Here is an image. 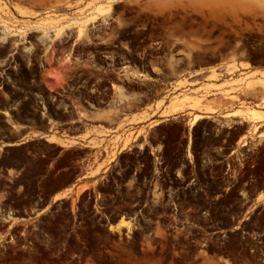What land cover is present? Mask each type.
<instances>
[{
  "label": "rangeland",
  "instance_id": "rangeland-1",
  "mask_svg": "<svg viewBox=\"0 0 264 264\" xmlns=\"http://www.w3.org/2000/svg\"><path fill=\"white\" fill-rule=\"evenodd\" d=\"M114 1L0 0V264H264V125L99 127L88 130L87 146L41 136L106 125V115L80 120L89 106L118 110L123 103L125 88L105 95L100 71L90 86L95 105L73 92L78 82L63 83L74 74L72 53H55L66 37L81 42L85 28L109 21ZM136 1L143 13L163 14L175 0ZM208 1L207 11L234 16L145 15L115 25L148 28L127 34L124 45L157 43L166 52L159 63L182 76L230 48L252 46L263 65L264 0ZM235 57L201 72L208 81L229 77L219 85L174 93L188 85L178 82L161 117L212 111L234 104L238 91H264V72L247 73L249 64L237 66ZM60 87L70 96L56 95ZM248 112L234 114L251 120ZM65 188L68 194L54 197Z\"/></svg>",
  "mask_w": 264,
  "mask_h": 264
},
{
  "label": "flooded vegetation",
  "instance_id": "flooded-vegetation-1",
  "mask_svg": "<svg viewBox=\"0 0 264 264\" xmlns=\"http://www.w3.org/2000/svg\"><path fill=\"white\" fill-rule=\"evenodd\" d=\"M140 3H144V0H141ZM213 6V2L208 0H175L171 5L172 10L170 13L146 14L142 12L140 4L137 3L136 0H115L112 9L109 11V21H105L104 25L85 28L88 35L81 42L75 41L76 37L74 36H68L59 42L60 47L55 51V53H57L56 59L60 58L58 54H66V50H70L73 56L69 64H71L70 69L74 71V74L65 75L63 83L72 80L78 82L76 85L77 90H73V92H80L82 95L91 97L92 103L97 96L95 90L93 91V89L90 88V86L94 85L93 82L96 79L95 71H100L101 74H103L101 78L97 79L107 82L104 86V94L108 96L114 94L113 86H122L125 88L126 92L128 90V85L135 87H137V84L143 85L138 79L133 81L135 83V85H133L130 79L131 75H141L140 70H143L145 67L160 64L159 62L166 52L160 45H156L157 43H153L146 47L137 44L132 47H127L124 44L132 40V38L126 36L127 34L142 33L148 28L137 25L117 26L115 25L117 22L116 19L145 15L187 18L234 16L233 13H229L228 11L215 12L209 11V9L207 11V8H212ZM180 8H185L186 11L176 12V10ZM195 29L196 28H192L190 31H194ZM74 32L76 33V31ZM139 42H141V40H139ZM232 46H234L233 42ZM232 55L236 56L235 61L237 66H239L240 63L249 64L247 73H254L258 66L261 67L260 69L264 70V64H256L258 60L253 58L252 46H248V48L244 49H236L234 51L232 48L221 50L216 53L215 57H210L212 60L199 64L198 66L207 65L210 67H218L225 65L230 62L229 59ZM244 56H248V59L242 60L241 58ZM153 74L155 75L153 77V89L157 91L161 79L157 72H153ZM227 77L228 76L220 78L218 80L219 83H222ZM237 78L238 76L235 75L233 79ZM88 82L92 83L85 85V83ZM135 87H132V89H137ZM60 88L61 91H57L56 95L62 97L70 96L63 87ZM262 97H264V91L259 89L238 91L235 93V103L231 106L211 107L212 111H203L199 109L191 111L190 109H186L168 114L166 118H162L160 114H157L156 117L160 119H158L157 123L154 125H264V119L251 121L240 115L234 114L236 111L247 113L250 110L259 111L264 114V105L259 106L263 101ZM209 98L211 99L212 97ZM218 98L219 97H214L213 99L218 100ZM242 102L246 104L241 105L240 103ZM219 111H221V113H219ZM194 115H198L199 118L196 122L190 124ZM250 167L252 168L253 165H250Z\"/></svg>",
  "mask_w": 264,
  "mask_h": 264
},
{
  "label": "crops",
  "instance_id": "crops-1",
  "mask_svg": "<svg viewBox=\"0 0 264 264\" xmlns=\"http://www.w3.org/2000/svg\"><path fill=\"white\" fill-rule=\"evenodd\" d=\"M174 66V65H173ZM170 65L167 63L157 64L156 66L150 65V67H145L143 70H140L141 75H138V80L140 83L145 84L149 89L138 90V89H128L124 93L123 103L120 104L119 109L116 110L114 106L110 108L103 109H89L88 107L86 117L78 118L77 120H97L99 117L106 115L108 120H106V125L100 124H88L83 130L76 131L72 134L65 135L61 131H52L50 133H43L41 136H54L55 138L62 141H73V143L79 146H87L88 141L91 139V135L88 130L92 128L103 127L110 129L111 131H122L127 128V125H154L151 124L153 121H158V118L155 119L157 114H161L163 111L167 110L170 105L171 93L178 82H182L184 79L187 80L188 85L177 87V90L174 93L179 91L198 89L206 84L219 85V81L206 80L201 72L211 69L212 67L207 65H200L190 70V75H179L178 70L169 68ZM155 68L157 70H155ZM166 68V69H165ZM158 69L163 72L161 77L160 84L161 87H157V91L153 89L154 81L153 77L155 76L153 72L158 73ZM167 70V71H166ZM264 70L256 67L254 73L262 72ZM158 76V75H157ZM206 77V76H205ZM202 90H199L198 93H201ZM160 102H163L162 105H158ZM95 105V102H93ZM31 137V136H30ZM61 146V145H58ZM60 194V197L64 196V193L68 194V188L57 190L54 194Z\"/></svg>",
  "mask_w": 264,
  "mask_h": 264
},
{
  "label": "bare ground",
  "instance_id": "bare-ground-1",
  "mask_svg": "<svg viewBox=\"0 0 264 264\" xmlns=\"http://www.w3.org/2000/svg\"><path fill=\"white\" fill-rule=\"evenodd\" d=\"M219 1H220L221 3H223V4H228V3L231 2L233 5H235V3H236L238 6L244 4V2H245V0H219ZM248 114H249L250 119H251L252 121H254V120H258V119H262V118H263L262 115H260V114H258V113H256V112L249 111ZM198 118H199L198 115H194V116L192 117L191 121H192V122H195ZM245 118H246V117H245ZM54 197H55V198H59V197H60V194H56Z\"/></svg>",
  "mask_w": 264,
  "mask_h": 264
}]
</instances>
